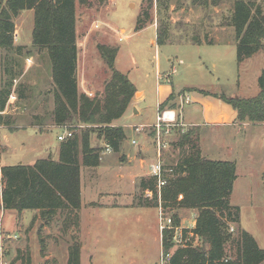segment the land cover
<instances>
[{"label": "rangeland", "instance_id": "374dc122", "mask_svg": "<svg viewBox=\"0 0 264 264\" xmlns=\"http://www.w3.org/2000/svg\"><path fill=\"white\" fill-rule=\"evenodd\" d=\"M116 1L117 5L111 0H76L80 92L92 98L104 97L106 81L111 73L100 54L98 45L101 43L119 48L118 69L127 72L133 57L147 66L156 53L155 46L149 42L153 32L148 30L130 40L125 38L133 32L134 21L135 29L139 21L145 26L154 24L158 35L163 20L169 25L166 44L184 45L178 57H183L186 64L181 65L180 60H176L181 70L187 63H192L196 72L200 73L191 45L198 43L195 38L202 43L223 41L221 44L227 45L226 48H210L212 52L206 59L210 69L215 62V77H211L207 84V78L196 76L195 84L213 93L238 98L254 97L261 91L264 50L239 63L237 46L228 43L236 42L231 20L235 0H224L218 6L205 0H160L159 3L153 0V6L150 0ZM14 21V46L20 47V50L10 51L0 46V88L12 79L7 69L10 66L16 73L13 78L15 93L7 112L0 118L1 123L15 126L12 125L13 133L7 127L1 131L0 155L3 153V159H9L11 163H33L37 158L48 156L58 158L59 135L64 132L60 127L70 126L75 134L81 136L88 126L76 122L56 124L51 63L46 49L33 46L34 11H22L14 17ZM110 22L115 29L108 26ZM123 26L127 28L126 33L117 30ZM166 44L161 49L162 53L168 50ZM131 78L133 82L140 83L137 74L132 73ZM194 106L193 103L183 106L188 118V111ZM152 112L153 115L148 114V120L155 121L158 113L155 109ZM35 123L41 124L42 133L29 126ZM210 123L212 121L202 120V125L195 128L174 126L167 137L168 145L162 150L165 165L170 167L198 149L208 158L235 161L237 178L229 199L240 208L242 227L253 234L264 249V123L246 127L233 123L220 127ZM150 127L137 125L133 128L144 131ZM188 129L194 133L195 145H177ZM154 139L156 141L155 133ZM92 144H102L97 131L92 134ZM112 152L113 149L107 151L106 146L101 153L102 162L97 167L82 164L81 183L86 205L81 206L77 213L70 215L66 211H58L51 217H43L40 210H13L19 216L9 219V215L6 218L5 231L0 227V264H68L69 248L77 242L82 247L81 264H161L164 237L160 229L161 210L173 219L174 224L180 219L178 224L182 226L183 234L190 236L191 226L194 223L196 226L198 210L164 208L159 198L157 206L152 200L153 194L140 188V179L135 187L127 170L121 171L120 154H110ZM153 157L152 162L155 163L158 154ZM2 215L1 211V218ZM166 231L173 246L164 250L174 254L184 245L175 241L176 229L164 230L165 235Z\"/></svg>", "mask_w": 264, "mask_h": 264}, {"label": "trees", "instance_id": "16d2710c", "mask_svg": "<svg viewBox=\"0 0 264 264\" xmlns=\"http://www.w3.org/2000/svg\"><path fill=\"white\" fill-rule=\"evenodd\" d=\"M157 1L159 3L160 0ZM208 1L218 6L224 0H205L206 3ZM150 2L153 6V0ZM25 10L34 11L33 46L46 49L51 63L56 124L76 122L88 128L81 136L74 134L61 141L58 158L48 156L33 164L0 166V221L1 211L7 210H40L43 217H51L58 211H66L70 215L77 213L82 206V164L87 167L100 165L101 153L106 147L93 145L92 134L97 131L99 141L119 151L130 131L116 121L125 115L137 91L130 76L116 65L119 48L105 43L98 45L111 73L106 81L104 97L92 98L79 91L76 0H0L1 47L10 51L20 50L14 46V17ZM231 20L235 27L239 63L264 50V0H235ZM143 27L145 24L139 21L136 30ZM168 31L169 25L163 20L158 28L159 45L166 44ZM195 42L201 43L199 38H195ZM7 69L12 79L0 88L1 110L6 109L15 92V70L10 66ZM260 84L262 89L254 97L217 96L237 110L240 122L262 123L264 71ZM193 134L192 129H188L177 145H195ZM165 168L172 171L165 172L167 183L161 190L156 177L151 175L140 178V188L152 192V200L157 206L161 200L164 208L197 209L193 231L200 239L199 245L178 248L171 256L170 264H264V249L254 235L242 227L240 208L229 199L237 178L235 161L208 158L198 149L170 167L165 165ZM178 223L180 219L174 225L179 226ZM165 233L164 252L173 246L168 232ZM81 249L78 242L70 246L68 264H81Z\"/></svg>", "mask_w": 264, "mask_h": 264}, {"label": "crops", "instance_id": "0c3cea01", "mask_svg": "<svg viewBox=\"0 0 264 264\" xmlns=\"http://www.w3.org/2000/svg\"><path fill=\"white\" fill-rule=\"evenodd\" d=\"M111 1L115 5H117L116 0ZM134 24L135 21L131 27L133 29V32L128 33L125 39L130 40L135 36H141L142 33L151 30L153 34H151L152 36L150 37L149 42L152 46H155L156 53L155 55H153L152 59L150 60L147 66L145 62L139 61L137 57H133L131 65L127 69L128 73L121 70L127 73L130 78L132 73H134V75L137 74L140 83H137L136 81L134 82L137 91L129 105L127 112L122 118L118 120V125L124 126L125 128L129 129L130 136L123 142L119 151L113 150V152L110 154H117V156H119L120 154L119 164L122 167L121 171L127 170L131 182L136 187L137 180H139L142 176L151 175L150 163H153V156H157L156 141L154 139V133L152 132L154 131V129H152V124L156 122L157 118L155 117V121L148 120V114L150 113L151 115H153L152 109H155L156 114L159 113V111L165 109H173L177 112L179 123H182V125L191 126L193 128H195L196 126H201L202 120L212 121V123L210 124H214L220 127L231 126L232 123L235 126L240 125L244 127L251 124L261 123L240 122L238 120L237 110H235L231 104L227 103L221 97L217 96L221 94L213 93L208 89L201 87L200 85L198 86V83L195 84L196 76H201V78H207V84L210 82L211 77H215L214 70L216 68V64L214 62L212 64L213 69H210V65H208V60L206 58L210 56V52H212L210 48H215L216 46L226 48L227 45L221 44L223 41L214 42L212 44L205 42L191 44L193 46V53L195 54L196 59L198 60L196 66L198 65L200 67V73L196 72L194 66L195 64L192 63H187L188 65L184 66L181 70V68H179V66L176 64V60L179 59V63L181 65L186 64V61L183 57H178L180 48H183L184 45L180 46L170 43L166 44L165 47L167 46L168 50H165V53H162L161 49L164 45H159L157 42V29L154 27V24L145 26L140 30H136ZM108 26L115 29L112 22H110ZM152 28H155L156 30ZM117 30H124L125 33L127 32V28L125 26ZM228 43L229 45L234 44V46H237L236 42L228 41ZM186 98H189V100L186 101ZM192 103L195 104V106L188 111V114L190 115L189 118L192 115H194V117H191L192 119H189L183 106L185 104L190 105ZM7 110L8 108L6 109V112ZM137 119H140L139 122L133 123ZM12 125L5 124V122L1 123L2 128H0V133L6 127L9 128L10 131L13 133L14 131L11 130ZM137 125H141L142 127L151 126L152 128L150 127L144 131H135L133 127ZM29 126L36 128L37 131L41 133L43 132V130H40L39 128L41 127V124L39 123H35ZM60 128L63 129L62 127ZM18 130L19 127L16 131ZM7 137L8 136L5 134V139H7ZM136 138L137 142L134 143L133 140H136ZM39 139H41L40 136ZM101 143L103 146H107L106 142L101 141ZM23 146L27 147V145L25 144H23ZM134 146H137V148H135ZM56 155L59 156V151L56 152ZM107 155L105 156V158L107 157ZM2 156L3 153H1L0 155L1 167L4 165H13L20 163L33 164L38 159H40L37 158L36 161L33 163H23L22 161H20V163H11L9 159L4 160ZM121 174L123 176V173ZM83 198L84 191L82 188V206H85L86 203L83 201ZM29 210L30 209H26L24 211L26 212ZM2 212L3 215L0 222V227L2 229H0L3 230L4 228L5 231V224H7V221L6 223H4V221L6 220V218L11 215L9 216V219H12L13 216L17 217L19 216V214L18 212H13V210H7ZM194 225L195 223L191 227H193Z\"/></svg>", "mask_w": 264, "mask_h": 264}, {"label": "built area", "instance_id": "2783aa9c", "mask_svg": "<svg viewBox=\"0 0 264 264\" xmlns=\"http://www.w3.org/2000/svg\"><path fill=\"white\" fill-rule=\"evenodd\" d=\"M14 93L15 92L12 93L8 101V104L6 106V109L8 108L9 102L11 101V99H13ZM6 109L5 110L0 109V116L6 112ZM178 125H182V123L178 122L177 112L173 109H165V110L159 111L157 115V120L152 125L154 129L155 137H156L158 159L155 163L151 164L150 172H151V176L156 177L159 190H161V188L167 183L166 178L164 177L165 172L172 171V169L165 168V162L162 157V150L166 148L168 145L167 137L171 134L173 127L178 126ZM61 127L64 129V132L59 135V140L63 141L67 138L74 136L75 132L72 129V127L65 126V125ZM0 128H2L1 121H0ZM133 142L136 143V140H133ZM110 150H111V146L107 145V151H110ZM148 192L152 193L151 191H148ZM194 227L195 225L191 227L192 230H190L189 232L190 236H187V235L185 236L182 232L183 231L182 226L180 225L175 226L173 219L171 217L165 216L162 210L160 212V229H161L162 235L165 229H176L177 233L175 235V241H177L178 243H183L184 246L189 245V244L196 246L200 244L199 236H197L195 232L193 231ZM231 230L233 231L234 228L232 227ZM172 255L173 254L171 252L165 253L164 251H162L161 264H165V263L170 264Z\"/></svg>", "mask_w": 264, "mask_h": 264}]
</instances>
